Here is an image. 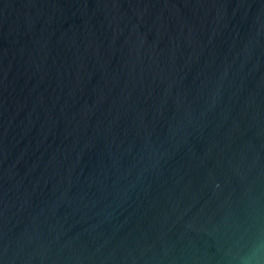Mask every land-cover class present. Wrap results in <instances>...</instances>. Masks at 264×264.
Returning <instances> with one entry per match:
<instances>
[{"label": "water", "instance_id": "95a60500", "mask_svg": "<svg viewBox=\"0 0 264 264\" xmlns=\"http://www.w3.org/2000/svg\"><path fill=\"white\" fill-rule=\"evenodd\" d=\"M0 264H264V0H0Z\"/></svg>", "mask_w": 264, "mask_h": 264}]
</instances>
